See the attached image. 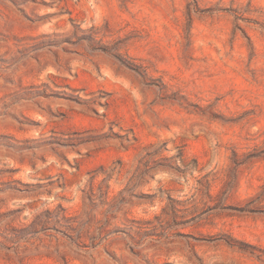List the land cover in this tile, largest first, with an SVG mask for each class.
Listing matches in <instances>:
<instances>
[{
    "label": "rangeland",
    "instance_id": "1",
    "mask_svg": "<svg viewBox=\"0 0 264 264\" xmlns=\"http://www.w3.org/2000/svg\"><path fill=\"white\" fill-rule=\"evenodd\" d=\"M0 264H264V0H0Z\"/></svg>",
    "mask_w": 264,
    "mask_h": 264
}]
</instances>
